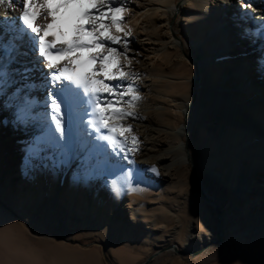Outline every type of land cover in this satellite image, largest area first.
<instances>
[{"label":"rangeland","instance_id":"obj_1","mask_svg":"<svg viewBox=\"0 0 264 264\" xmlns=\"http://www.w3.org/2000/svg\"><path fill=\"white\" fill-rule=\"evenodd\" d=\"M247 4L253 6L248 1L239 11L254 20L257 13L252 8L246 10ZM226 14L221 11L218 19H205L202 28L191 21L187 27L179 14L172 17L171 23L191 51L195 40L222 24L220 32L208 42V54L216 55V49L233 38L235 54L227 52L222 60H243L242 70L256 72L259 83L264 84V65L258 68L264 64V36L257 37L246 29L251 25L240 23V16L227 23ZM20 61L11 68L22 70L24 64L29 66V57H20ZM213 73L205 72L203 79L220 88ZM216 73L220 80L226 69L217 66ZM167 76L168 82L161 87L165 95L183 102L185 98L193 100L195 82L187 76ZM41 77L33 72L25 80L13 74L0 91V264H144L167 246L192 251L218 240V210L203 198L191 163V180L167 181L160 168L146 167L133 153L127 160L113 159L106 142H102L103 148L92 147L87 133L81 134L77 128L70 148L42 139L47 127L41 115L45 112L47 88ZM245 78L243 84L251 89L245 104H261L264 114V96L254 89L248 75ZM29 83L36 87L27 88ZM18 90L19 96H15ZM24 96L35 103L21 120L18 112ZM161 106L166 113L165 124H183L185 118L176 119L169 103ZM214 108L224 106L217 104ZM246 114L255 118L254 112ZM203 115L191 133V156L209 198L219 204L222 242L212 244L195 258L167 251L150 264H264V212L231 214L233 189L215 174V169L231 158L264 149V142L253 140L240 146L248 137L238 138L241 128L229 125L234 143L209 151L210 155L215 153V158L207 159L202 133L209 112ZM240 119L254 125L244 117ZM262 121L264 124V118ZM235 147L238 152L232 151ZM241 161L238 178L245 167V160ZM128 169L132 170L130 186H125L122 173Z\"/></svg>","mask_w":264,"mask_h":264},{"label":"bare ground","instance_id":"obj_2","mask_svg":"<svg viewBox=\"0 0 264 264\" xmlns=\"http://www.w3.org/2000/svg\"><path fill=\"white\" fill-rule=\"evenodd\" d=\"M248 1L249 3L252 2L253 6L247 4L246 10L252 8L257 13L254 20L249 16H244L241 10L239 11V7L248 3ZM263 1L123 0L126 8L124 27L125 30L130 31L127 56L131 60V67L127 68L126 71L136 74V87L141 96V100L135 109L136 116L129 118L126 122L131 124L134 134L139 138L138 151H135L133 155L146 167L160 168L165 180L176 179L185 182L191 180L190 163H193L195 170V164L191 156V133L193 128L198 125L201 117L204 116V112H209V115L205 117L206 121L203 123L202 133L205 140L203 145L205 158L214 157L215 153L213 152L210 155L209 151L222 148L224 144L234 143L233 138L230 137L229 125L241 128L238 138H244L245 136L249 138L242 142L240 146H246L253 140L264 142L263 107L257 102L245 104L244 101L251 93V89H248L243 81L248 75L254 84V89H257L263 96L264 84L259 83L256 72H251L249 68L247 70L243 68L242 70L241 63L243 60L234 62L235 60L231 58L229 63L222 60L227 52L230 55L235 54L233 50L236 47V41L231 38L223 47L216 49V55H209L206 50L209 45L208 42L223 27L222 24L215 25L208 35L203 36L200 40H195L191 44L193 49L191 51L189 44L178 37V28L173 25V21L171 23L172 17L179 14L187 27L191 21L192 23H198L202 28L205 19H218L221 11H227V23L233 22L235 19L239 20L238 17L240 16V23L246 24V26L245 24H242V26L247 27L246 22H249L251 26L246 29L260 37L264 36ZM5 16L18 19L19 10L0 9V18ZM252 41L255 42L256 39L252 37ZM38 59L42 60L43 58ZM36 60V57L29 56V66L31 67ZM122 62L127 63V61ZM263 65V62L260 63L258 68H262ZM217 66H223L226 69V73H223L224 76L220 80L216 78ZM51 71L54 70H49L46 67L42 69L44 74ZM209 71L214 72V79L220 84V88H217L215 83L212 86L203 79L204 73ZM34 73L44 78L39 66L37 70H34ZM167 75L185 77V79L187 76L191 82H195L196 93L193 100L188 101L184 97L183 102L172 98L170 95H165L161 87L168 82L169 77ZM110 83L115 84L116 82ZM205 94L207 95L206 98ZM188 96L189 93L186 94V97ZM164 103L171 105L172 114L176 119L185 118L182 125L177 126V123L165 124L163 118L166 113L160 108ZM217 104H222L224 108L215 109L214 105ZM246 112H254L255 118H248ZM240 117L250 120L254 125L241 120ZM155 121L160 123H155ZM88 131L92 133L89 136L92 147L103 148L102 142L104 141L94 139L99 134L91 128ZM104 131L102 130V132ZM184 138H186V141ZM232 151L238 152L237 147L233 148ZM108 153L111 158H118L112 154V150ZM242 159L245 160V167L241 169L242 173L238 178ZM215 171L216 176L233 189L234 198L230 210L231 214L247 216L248 214L256 215L264 212V149L247 152L239 155L238 158H231L227 163H222ZM197 177L201 182L198 173ZM201 186L209 198L210 195L202 182ZM211 201L215 202L219 208L216 201Z\"/></svg>","mask_w":264,"mask_h":264},{"label":"snow or ice","instance_id":"obj_3","mask_svg":"<svg viewBox=\"0 0 264 264\" xmlns=\"http://www.w3.org/2000/svg\"><path fill=\"white\" fill-rule=\"evenodd\" d=\"M0 9L19 10L18 19L0 18V91L11 75L28 80L39 66L47 88L42 139L70 148L74 128L88 136L91 128L99 134L94 139L106 142L121 160L138 151L139 138L126 123L136 116L141 96L136 74L126 71L130 31L124 27L123 0H0ZM29 56L37 58L31 67L11 68ZM44 67L54 71L44 74ZM34 103L24 96L18 119ZM122 174L130 186L132 170Z\"/></svg>","mask_w":264,"mask_h":264},{"label":"water","instance_id":"obj_4","mask_svg":"<svg viewBox=\"0 0 264 264\" xmlns=\"http://www.w3.org/2000/svg\"><path fill=\"white\" fill-rule=\"evenodd\" d=\"M191 165H192V168H193V173L195 175V178L197 179V181H196L197 187L199 188L203 198L208 203L213 204L218 210V218H217V237H218V240H213V241L209 242L207 245H205L204 247H202V248H200L198 250H192V251L180 250L179 247L176 246V245L167 246L166 248L160 249L155 255L151 256L144 264H150V262L154 258H156L157 256H159L162 253L167 252V251H174L177 255H179L181 257L190 256L192 258H195V257L199 256L200 254H202L203 252H205L212 244H220L222 242V239H221V216H222V213H221L220 209L218 208V206L215 204V202L211 201L207 197L206 193L204 192V190H203V188L201 186V182L199 181V179L197 177V173L194 170L193 163Z\"/></svg>","mask_w":264,"mask_h":264}]
</instances>
